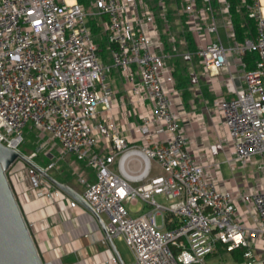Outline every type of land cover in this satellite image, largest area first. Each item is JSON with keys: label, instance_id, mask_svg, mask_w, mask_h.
Segmentation results:
<instances>
[{"label": "built area", "instance_id": "built-area-1", "mask_svg": "<svg viewBox=\"0 0 264 264\" xmlns=\"http://www.w3.org/2000/svg\"><path fill=\"white\" fill-rule=\"evenodd\" d=\"M91 5L93 13L78 0H0V143L24 154L26 130L35 129L92 169L95 180H81L82 196L136 264H207L220 250L243 251L239 264H264V0H237L242 26L255 24V34L242 40L230 0ZM170 10L193 37L215 94L222 163L196 153L182 126V93L163 39L173 26ZM98 17L106 18L99 26L111 46L109 63L90 25ZM250 53L258 55L251 71L244 61ZM27 158L49 174L57 164ZM23 163L8 180L43 263L58 264L45 254L60 255L50 243L54 223L86 211ZM223 165L232 178L223 177ZM140 201L150 210L131 215L128 205Z\"/></svg>", "mask_w": 264, "mask_h": 264}, {"label": "crops", "instance_id": "crops-1", "mask_svg": "<svg viewBox=\"0 0 264 264\" xmlns=\"http://www.w3.org/2000/svg\"><path fill=\"white\" fill-rule=\"evenodd\" d=\"M172 36L174 39V42L170 44L172 50L170 52L166 51L168 54L167 63L170 64L171 62H177L180 57V53L178 51L179 45L174 37V34H172ZM186 52L187 57L185 60L191 61L189 52ZM198 64L200 68L204 70L201 62ZM221 74L225 77L229 75L226 70L220 72V75ZM112 77L116 80L115 85L117 87H121V81L118 78L116 70L113 71ZM188 90L190 92L189 99L186 100L182 94L184 105L182 126L185 129L196 153L205 154L207 158L209 157L214 159L216 162L222 163L224 161V146L222 144V137L224 134L223 128L221 129L216 127L217 123L220 122V119L214 109L213 103L215 94L211 89L209 77L204 76V72L201 76H196V78L190 77V85ZM82 165L86 168L82 176H84L86 181L93 182L95 180L94 171L88 168L85 163H82ZM153 167L154 172L156 170L155 174L161 173V170L156 165V163H153ZM224 167L227 169L229 174L228 177L225 176L226 173ZM222 175L225 179H230L233 177L227 165L222 166ZM57 180L61 183L70 185V182L67 180ZM235 180L241 187L244 186L243 175L236 176ZM81 185L84 188V192L85 185L82 183ZM70 186L79 193H83L77 187L73 185ZM156 200L158 203H161L165 206L170 204V202L164 196H157ZM82 208L86 212H75V218L66 219L64 221H56V223L53 225L54 227L49 237L51 239L50 243L59 249L60 255L58 254V264H112L111 260L113 258L116 259V263L114 264H136L134 255L132 254L134 261H130L129 258L126 257L120 250L117 243H115V240H113L114 246H112L106 231H104L102 228V225L97 217L85 207L82 206ZM128 208L131 215L133 216L141 215L150 210V207L142 201L134 206L128 205ZM36 213L38 214L39 212L36 211L34 214L30 213V218H36L38 216ZM158 221L159 224L163 225L161 217H159ZM50 222L53 223L51 219ZM172 226L173 223L170 221L166 223V227L171 228ZM49 247L50 244L44 246L45 249Z\"/></svg>", "mask_w": 264, "mask_h": 264}, {"label": "water", "instance_id": "water-1", "mask_svg": "<svg viewBox=\"0 0 264 264\" xmlns=\"http://www.w3.org/2000/svg\"><path fill=\"white\" fill-rule=\"evenodd\" d=\"M19 160L34 167L54 186L93 213L107 233L106 224L94 213L81 193L43 171L26 155L0 143V264H44L7 176ZM109 240L114 246L113 240Z\"/></svg>", "mask_w": 264, "mask_h": 264}, {"label": "rangeland", "instance_id": "rangeland-1", "mask_svg": "<svg viewBox=\"0 0 264 264\" xmlns=\"http://www.w3.org/2000/svg\"><path fill=\"white\" fill-rule=\"evenodd\" d=\"M90 13L94 12L93 6L90 5L89 8H87ZM98 21L105 20L106 18H94ZM176 20L173 22V25L176 27L175 30H173V34H175V39L179 42V48L178 51L180 53L179 57V67L183 70V73L185 76L196 78V76H201L204 72V76H207L205 71L200 68L199 64L197 62H194V60H185L186 55V41L185 39L180 36L179 34L182 32V28L179 25V20L176 17ZM184 42V44H183ZM106 58H109V53L104 52L103 53ZM178 62V61H177ZM174 63L171 62L168 63V65H171L174 68ZM203 71V72H202ZM21 151L26 154L28 157H33L34 161L39 163L42 166H47L51 162H57L56 167L50 172L54 177H56L59 180L62 181H69L70 185H73L80 189V191L83 192L84 188L81 185V180L84 179V176L82 174L85 171V167L82 165V163L78 162L75 157L71 155H66L64 149L54 141H51L48 136L42 134L41 132L28 128L26 130L24 140L20 147ZM118 162V160H117ZM117 162L114 167V169H117ZM25 164L21 161H19L15 168H19L24 166ZM225 170V176L228 177L229 174L227 172L226 167H224ZM118 171V170H117ZM252 171V168L244 171V174L250 173ZM156 172V170H155ZM155 172H153L155 174ZM236 176H242L243 172L237 171ZM251 182L253 183V179H249L246 183ZM166 203V202H165ZM129 209V208H128ZM115 243H117L120 250L124 253L126 257L129 258L130 261H134V257L129 250L127 244L124 241L115 240ZM46 257L48 259L54 260L55 258L59 260L58 257L55 255V253H50L49 251H45ZM207 264H239L237 262L232 254L226 253L225 250H220V252L216 255L210 256L207 259Z\"/></svg>", "mask_w": 264, "mask_h": 264}, {"label": "trees", "instance_id": "trees-1", "mask_svg": "<svg viewBox=\"0 0 264 264\" xmlns=\"http://www.w3.org/2000/svg\"><path fill=\"white\" fill-rule=\"evenodd\" d=\"M78 1L81 5L85 6L86 8H89L93 2V0H78ZM230 1L233 5V14L235 16V23H236L237 33H238L239 39L242 40L243 36H245L246 34H248V36L249 35L252 36L253 34H255L254 22L248 20L246 22V25H245V21H244V27H243L242 26L243 17L237 15L236 11H235V5L237 3V0H230ZM175 18H176V15H175L174 11L170 10L169 19H170L172 25H173V22L176 20ZM90 25H91V28H92V31L94 34L95 42L98 44V46L100 48L101 55H102L105 63H109L110 59L106 58L105 55L103 54L104 52L109 53V50L111 48V46L109 45V43L107 41V37L103 34L101 27L99 26L98 20L91 18ZM175 29H176V27L173 25L171 33L166 34L163 37L167 52H170L172 50V47L170 45L171 44L170 39L173 38L172 34H173V30H175ZM179 35L182 36L186 41V45H187L186 49L191 56V60H194V62L199 63L200 59L195 54L196 53V45H195L194 39L191 36V34L189 32H187L186 30H182V32ZM174 37H175V34H174ZM177 43L179 44L178 41H177ZM257 59H258V55L256 53H250V54H247L245 56L244 61L247 64L249 71L255 69V64H256ZM174 76H175L179 90L181 92H183L182 94L184 95L186 100L189 99L190 98V92L188 89H189V85H190V77L184 75L183 70L179 67V60H178V62H175V64H174ZM243 254H244L243 251H235L232 253L234 259L237 262L243 261Z\"/></svg>", "mask_w": 264, "mask_h": 264}]
</instances>
